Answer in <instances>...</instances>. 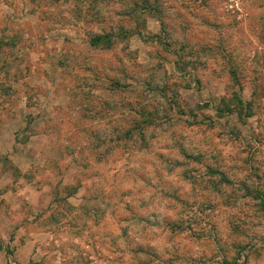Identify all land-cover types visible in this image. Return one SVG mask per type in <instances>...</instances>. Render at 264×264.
<instances>
[{"label":"rangeland","instance_id":"obj_1","mask_svg":"<svg viewBox=\"0 0 264 264\" xmlns=\"http://www.w3.org/2000/svg\"><path fill=\"white\" fill-rule=\"evenodd\" d=\"M0 264H264V0H0Z\"/></svg>","mask_w":264,"mask_h":264},{"label":"trees","instance_id":"obj_2","mask_svg":"<svg viewBox=\"0 0 264 264\" xmlns=\"http://www.w3.org/2000/svg\"><path fill=\"white\" fill-rule=\"evenodd\" d=\"M95 41L100 42V38L96 37Z\"/></svg>","mask_w":264,"mask_h":264}]
</instances>
